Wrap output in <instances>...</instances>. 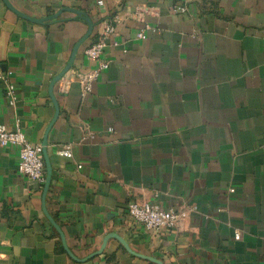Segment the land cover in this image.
<instances>
[{"label": "crops", "instance_id": "obj_1", "mask_svg": "<svg viewBox=\"0 0 264 264\" xmlns=\"http://www.w3.org/2000/svg\"><path fill=\"white\" fill-rule=\"evenodd\" d=\"M98 1L0 0V123L50 163L45 192L47 166L27 179L0 147V264H264V0ZM63 7L94 26L50 90L88 23L20 13ZM104 20L110 63L82 96ZM131 200L180 217L146 231Z\"/></svg>", "mask_w": 264, "mask_h": 264}, {"label": "built area", "instance_id": "obj_2", "mask_svg": "<svg viewBox=\"0 0 264 264\" xmlns=\"http://www.w3.org/2000/svg\"><path fill=\"white\" fill-rule=\"evenodd\" d=\"M98 4L101 5L103 2L99 0ZM182 10H185V7H182ZM115 34L116 27L113 21H101L94 37L84 48V56L93 63V66L88 71L75 76L80 83L82 96L91 92L92 83L98 78L101 71L108 68L110 61L104 58L103 54L110 43H115ZM137 37H144L143 31H139ZM6 93L10 98L14 97L11 83L7 84ZM7 145L16 147L19 174L27 179L44 182L46 168L41 144L28 140L18 125L14 129H8L6 125L0 123V147ZM57 153L71 158L72 145L69 143L61 145ZM128 213L135 223H139L146 231L155 234L173 226L180 217V213L174 209H165L157 203L135 200L128 202ZM235 236L238 237L239 233L236 232Z\"/></svg>", "mask_w": 264, "mask_h": 264}, {"label": "water", "instance_id": "obj_3", "mask_svg": "<svg viewBox=\"0 0 264 264\" xmlns=\"http://www.w3.org/2000/svg\"><path fill=\"white\" fill-rule=\"evenodd\" d=\"M63 11H72V12H74V13H76V14H78V15H80V16H82V17H84V19L87 21V23H88V30H87V32H86V34L75 44V46H74V48H73V51H72V55H71V57H70V59H69V61H68V63H67V65L65 66V68L63 69V71L60 73V74H58L56 77H54L53 78V80H52V82H51V85H50V90L52 89V86L54 85V83L68 70V68L70 67V65L72 64V61H73V59H74V56H75V53H76V51H77V48H78V46L87 38V37H89L90 35H91V33H92V30H93V23H92V21H91V19L89 18V16L85 13V12H83V11H81V10H78V9H74V8H70V7H63L57 14H55V15H51V16H48V17H46V18H42V19H35V18H32V17H29V16H27V15H23L22 13H20L22 16H24L25 18H27V19H29V20H31V21H34V22H42V21H44V20H46V19H49V18H52V17H56L58 14H60L61 12H63ZM57 112H56V115H55V117L57 116ZM43 154H44V160H45V168H46V166H47V177H46V182H45V188H44V190H45V192H46V190H47V187H48V183H49V178H50V163H49V160H48V157H47V155H46V153H45V149L43 148ZM50 220H51V222L54 224V225H56L55 224V222L52 220V218L50 217ZM56 227L59 229V227L56 225ZM62 240H63V244H64V246L66 247V245H65V242H64V239H63V236H62ZM105 242L106 241H104V243H103V245H102V248L104 247V245H105ZM124 243V242H123ZM146 258H148V259H151V260H154V261H157L159 264H162L161 263V261H159V260H156L155 258H153V257H149V256H146Z\"/></svg>", "mask_w": 264, "mask_h": 264}]
</instances>
